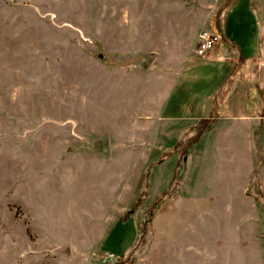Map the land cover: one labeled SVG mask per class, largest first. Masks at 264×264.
Instances as JSON below:
<instances>
[{"label":"rangeland","instance_id":"obj_1","mask_svg":"<svg viewBox=\"0 0 264 264\" xmlns=\"http://www.w3.org/2000/svg\"><path fill=\"white\" fill-rule=\"evenodd\" d=\"M257 21L237 79L117 69ZM93 261L264 264V0H0V264Z\"/></svg>","mask_w":264,"mask_h":264},{"label":"crops","instance_id":"obj_2","mask_svg":"<svg viewBox=\"0 0 264 264\" xmlns=\"http://www.w3.org/2000/svg\"><path fill=\"white\" fill-rule=\"evenodd\" d=\"M257 26L258 28H257L256 37L253 40H251V43L249 46H247V44L244 43V41H238L235 38L233 39L228 38L227 33L225 31L223 32V34H225V38L229 40L230 42H233V44L235 45L236 53L234 56L231 55L230 52L224 47V41H223L221 46L218 48V50L213 51L207 59L197 57L194 53H190L189 55L185 56L184 59H181V61H180V58L175 59V58L167 57V60H165L164 62H157L156 60H159L157 56L151 55L153 60L151 59L149 63L147 64L134 65V67H132L131 64L119 65L117 69H237L236 64L238 61H241L242 65L239 71L240 74L238 72L234 74L235 78L237 79L238 76H241V73L243 74L244 72L248 74L249 70L254 69L255 65L259 64V59L261 55L260 54L261 44H260V30H259L258 21H257ZM182 75H183V70L181 71L179 78L177 79L173 89L175 90L177 89L179 80H181ZM221 81H222V78H221ZM220 88H221V85L218 87V89ZM214 95L210 96L209 103L203 102L201 104V111L198 114H194V116L183 117V116L170 115L164 118H173V119L180 118L181 121L207 119L208 118L207 113H209L213 107ZM154 97L157 98V95L155 96L151 95L150 98L153 99ZM124 220H125V215L123 219L116 222L112 227H115L118 223ZM110 229L112 230V228ZM111 230H109L108 233H110ZM137 237L135 239L133 238L131 243H129V245L126 246V248H124L123 257H125L128 254V252H130V250L134 247L137 241ZM95 263H97V261H93L90 264H95ZM97 264H100V262H98Z\"/></svg>","mask_w":264,"mask_h":264},{"label":"built area","instance_id":"obj_3","mask_svg":"<svg viewBox=\"0 0 264 264\" xmlns=\"http://www.w3.org/2000/svg\"><path fill=\"white\" fill-rule=\"evenodd\" d=\"M223 42L221 34L211 29H203L200 31L197 43L194 48V53L197 57L207 58L211 52H213L219 44ZM116 256L113 252L105 251L103 254V262L108 263L115 260Z\"/></svg>","mask_w":264,"mask_h":264},{"label":"trees","instance_id":"obj_4","mask_svg":"<svg viewBox=\"0 0 264 264\" xmlns=\"http://www.w3.org/2000/svg\"><path fill=\"white\" fill-rule=\"evenodd\" d=\"M128 214H130V213H128Z\"/></svg>","mask_w":264,"mask_h":264}]
</instances>
